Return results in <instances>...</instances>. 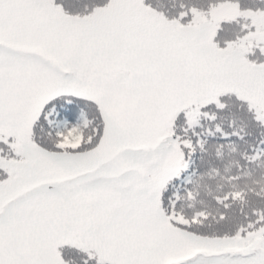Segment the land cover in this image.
Listing matches in <instances>:
<instances>
[{
    "label": "snow or ice",
    "instance_id": "snow-or-ice-1",
    "mask_svg": "<svg viewBox=\"0 0 264 264\" xmlns=\"http://www.w3.org/2000/svg\"><path fill=\"white\" fill-rule=\"evenodd\" d=\"M0 264H264V0H0Z\"/></svg>",
    "mask_w": 264,
    "mask_h": 264
}]
</instances>
